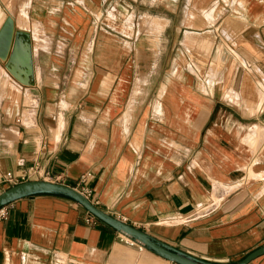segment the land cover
Masks as SVG:
<instances>
[{
  "label": "crops",
  "instance_id": "1",
  "mask_svg": "<svg viewBox=\"0 0 264 264\" xmlns=\"http://www.w3.org/2000/svg\"><path fill=\"white\" fill-rule=\"evenodd\" d=\"M10 1L0 26L29 34L34 78L21 86L0 60V182L35 169L29 181L75 188L211 263L264 245V183L251 177L264 171V0ZM86 220L63 197L10 204L0 264H108L117 244L143 253Z\"/></svg>",
  "mask_w": 264,
  "mask_h": 264
},
{
  "label": "water",
  "instance_id": "2",
  "mask_svg": "<svg viewBox=\"0 0 264 264\" xmlns=\"http://www.w3.org/2000/svg\"><path fill=\"white\" fill-rule=\"evenodd\" d=\"M0 60L4 68L21 86L33 84V66L29 34L17 31L10 18L5 17L0 26ZM50 195L66 198L76 203L100 223L114 230L131 244L143 250L140 255L120 244L114 246L108 264H216L184 253L148 233L133 227L95 207L75 188L47 181H28L0 192V208L24 198ZM264 255V245L235 264H249Z\"/></svg>",
  "mask_w": 264,
  "mask_h": 264
},
{
  "label": "built area",
  "instance_id": "3",
  "mask_svg": "<svg viewBox=\"0 0 264 264\" xmlns=\"http://www.w3.org/2000/svg\"><path fill=\"white\" fill-rule=\"evenodd\" d=\"M36 176H38V173L35 171V169H28L25 172H23V174L18 178L13 177L11 174H6V175L1 177L0 183L6 184L8 187H12V186H15V185H18L21 183L28 182L32 177H36ZM251 177L259 179L260 181H262L264 183V171L257 173V174H251ZM85 180H86V177L82 176L80 178V183H84ZM81 193L87 198V194H85L83 192H81ZM216 205H217V202L212 200L204 206H198L196 209V214L208 212V211L214 209ZM9 207H10V204L0 208V222L6 220ZM173 220H179L181 222L187 221V219H181L180 217H176ZM86 221L92 222V221H97V220L95 218H93L92 216L87 214V220ZM56 264H62V263H61V261H57Z\"/></svg>",
  "mask_w": 264,
  "mask_h": 264
},
{
  "label": "rangeland",
  "instance_id": "4",
  "mask_svg": "<svg viewBox=\"0 0 264 264\" xmlns=\"http://www.w3.org/2000/svg\"><path fill=\"white\" fill-rule=\"evenodd\" d=\"M11 3H16V0H11L10 1ZM10 4V3H9ZM11 7H12V5L10 4L9 6H8V9H9V12H10V14H12V10H11ZM19 10L21 11H19L20 13H21V16H22V13H23V10H24V8H25V2H22L19 6ZM22 18V17H21ZM26 21V20H25ZM21 25H23V28L24 29H28V24L26 23V22H21ZM38 29L36 28V27H33V33L35 34V36L36 35H40V30L39 31H37ZM36 38V37H35ZM41 39H43V38H41ZM39 42H41V41H39ZM46 44H39V48H41V49H46ZM27 98H28V103H26V99H25V102H24V104L25 105H27V106H29L30 105V99H29V96L27 95L26 96ZM63 264H65V263H63Z\"/></svg>",
  "mask_w": 264,
  "mask_h": 264
},
{
  "label": "bare ground",
  "instance_id": "5",
  "mask_svg": "<svg viewBox=\"0 0 264 264\" xmlns=\"http://www.w3.org/2000/svg\"><path fill=\"white\" fill-rule=\"evenodd\" d=\"M262 135V134H261Z\"/></svg>",
  "mask_w": 264,
  "mask_h": 264
}]
</instances>
